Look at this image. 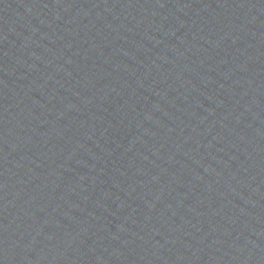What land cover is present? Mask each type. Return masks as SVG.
<instances>
[{
  "label": "water",
  "instance_id": "95a60500",
  "mask_svg": "<svg viewBox=\"0 0 264 264\" xmlns=\"http://www.w3.org/2000/svg\"><path fill=\"white\" fill-rule=\"evenodd\" d=\"M0 264H264V0H0Z\"/></svg>",
  "mask_w": 264,
  "mask_h": 264
}]
</instances>
